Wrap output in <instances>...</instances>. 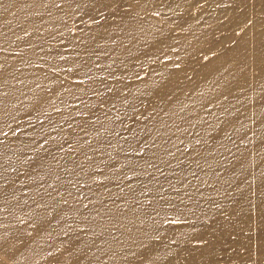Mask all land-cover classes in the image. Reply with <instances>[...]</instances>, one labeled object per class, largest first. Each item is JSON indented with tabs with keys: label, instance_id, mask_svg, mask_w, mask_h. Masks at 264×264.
Masks as SVG:
<instances>
[{
	"label": "bare ground",
	"instance_id": "1",
	"mask_svg": "<svg viewBox=\"0 0 264 264\" xmlns=\"http://www.w3.org/2000/svg\"><path fill=\"white\" fill-rule=\"evenodd\" d=\"M0 264H264V0H0Z\"/></svg>",
	"mask_w": 264,
	"mask_h": 264
},
{
	"label": "rangeland",
	"instance_id": "2",
	"mask_svg": "<svg viewBox=\"0 0 264 264\" xmlns=\"http://www.w3.org/2000/svg\"><path fill=\"white\" fill-rule=\"evenodd\" d=\"M11 51V49H8L7 52ZM13 51H15V49H13Z\"/></svg>",
	"mask_w": 264,
	"mask_h": 264
}]
</instances>
